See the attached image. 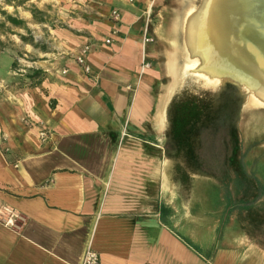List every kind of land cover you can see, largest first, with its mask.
<instances>
[{
	"label": "crops",
	"instance_id": "obj_1",
	"mask_svg": "<svg viewBox=\"0 0 264 264\" xmlns=\"http://www.w3.org/2000/svg\"><path fill=\"white\" fill-rule=\"evenodd\" d=\"M183 14L65 0L48 49L28 45L44 72L0 91V264H82L88 248L99 264H264L263 214L247 208L264 200L241 199L224 142L202 140L204 169L171 137Z\"/></svg>",
	"mask_w": 264,
	"mask_h": 264
},
{
	"label": "rangeland",
	"instance_id": "obj_2",
	"mask_svg": "<svg viewBox=\"0 0 264 264\" xmlns=\"http://www.w3.org/2000/svg\"><path fill=\"white\" fill-rule=\"evenodd\" d=\"M172 1L173 5L181 7L183 18L191 6L203 4V0H167V3ZM64 5L65 0H16L11 3L0 0V35L6 42L0 50V91L5 87L30 85L32 77L44 72V68L37 67V59L32 50H28V45L44 51L48 49L53 33L51 27L60 25L58 17ZM8 14L23 19L24 24L14 25L8 20ZM183 39L187 63L189 49L185 29ZM210 81L195 74H184L179 95L182 115L173 119L171 137L182 136L183 141H187L182 156L190 165L204 169H207L208 161L205 160L208 158L205 149L201 150L202 140L204 147L206 140L224 142V150L232 156L235 180L246 187L241 199L248 202L255 198L264 200V104H255L258 100L250 98L253 91L244 90L230 75H224L220 82L217 79ZM246 126L247 135L244 134ZM194 154L199 157L191 159ZM247 208L250 214L252 210H261L264 221V202ZM257 228L264 234V222Z\"/></svg>",
	"mask_w": 264,
	"mask_h": 264
},
{
	"label": "bare ground",
	"instance_id": "obj_3",
	"mask_svg": "<svg viewBox=\"0 0 264 264\" xmlns=\"http://www.w3.org/2000/svg\"><path fill=\"white\" fill-rule=\"evenodd\" d=\"M263 1L203 0L191 6L184 25L189 49L184 72L210 82L230 75L253 91L255 104H264V63L256 61L263 54L258 47L264 38Z\"/></svg>",
	"mask_w": 264,
	"mask_h": 264
},
{
	"label": "built area",
	"instance_id": "obj_4",
	"mask_svg": "<svg viewBox=\"0 0 264 264\" xmlns=\"http://www.w3.org/2000/svg\"><path fill=\"white\" fill-rule=\"evenodd\" d=\"M151 13H152V7H150V9H149V14H148V18H149L148 21L149 22H150ZM144 40H145V42H152L154 40V38L148 34V27L145 29ZM108 41H110V40L108 39ZM78 61L81 64L84 65V69L87 72L90 71V66L86 63V61L84 59V55L79 56L78 57ZM144 64L147 65V66L149 65V63H144ZM41 133L43 135H46L45 134L46 132L44 130H42ZM13 218H14V216L9 218L7 222L10 223V224H14L15 219H13ZM99 261H100L99 253L97 251H95L93 248H88L87 251H86V254H85L84 258H83L82 264H99Z\"/></svg>",
	"mask_w": 264,
	"mask_h": 264
},
{
	"label": "trees",
	"instance_id": "obj_5",
	"mask_svg": "<svg viewBox=\"0 0 264 264\" xmlns=\"http://www.w3.org/2000/svg\"><path fill=\"white\" fill-rule=\"evenodd\" d=\"M7 2L11 3L14 2L16 0H6ZM3 14H5L4 11H2ZM8 20L10 22H12L14 25H20V24H24L23 22H25L23 19H18L17 17H14L10 14H8ZM8 30L4 31V34H6ZM23 38V36H21ZM6 46V42L4 40H2L1 35H0V50H3L4 47Z\"/></svg>",
	"mask_w": 264,
	"mask_h": 264
},
{
	"label": "water",
	"instance_id": "obj_6",
	"mask_svg": "<svg viewBox=\"0 0 264 264\" xmlns=\"http://www.w3.org/2000/svg\"><path fill=\"white\" fill-rule=\"evenodd\" d=\"M258 47H261L260 49L262 50L263 54L261 56L260 55L259 56H256L257 57L256 61L259 60L260 63H264V38H263V44L258 45ZM263 85H264V82H263Z\"/></svg>",
	"mask_w": 264,
	"mask_h": 264
}]
</instances>
